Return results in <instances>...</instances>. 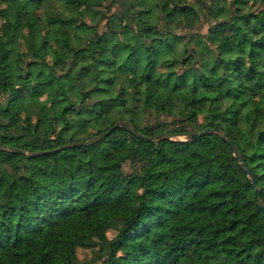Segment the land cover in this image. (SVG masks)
I'll return each instance as SVG.
<instances>
[{"label": "trees", "instance_id": "obj_1", "mask_svg": "<svg viewBox=\"0 0 264 264\" xmlns=\"http://www.w3.org/2000/svg\"><path fill=\"white\" fill-rule=\"evenodd\" d=\"M106 1L0 0V143L53 149L144 112L146 135L222 127L256 185L217 132L140 137L145 179L117 143L0 148V264H81L80 246L99 264H264V0Z\"/></svg>", "mask_w": 264, "mask_h": 264}, {"label": "rangeland", "instance_id": "obj_2", "mask_svg": "<svg viewBox=\"0 0 264 264\" xmlns=\"http://www.w3.org/2000/svg\"><path fill=\"white\" fill-rule=\"evenodd\" d=\"M110 3V0H107L105 2V5L102 6V9L106 10L109 7L107 6ZM152 5L153 2L150 0L146 1V6L147 5ZM108 7V8H107ZM112 9L116 10V6H113ZM43 9H40L39 11L41 12ZM0 23L5 19L4 15H0ZM106 23V19L102 20L101 24L99 25V30H103V25ZM208 25L206 23L203 24V27L201 28L202 31H207ZM140 120L137 122L135 125L134 122L129 119V116L127 115L125 120L132 121L133 124L137 127L142 126L144 124H154L155 116L149 115L147 113H141L140 115ZM115 118L113 115L105 116L103 118V121L99 122V129L104 128L105 126L109 125L111 121ZM165 121L169 120L170 118H163ZM202 120H200L201 122ZM161 127H163L165 124L161 123ZM192 127H195L192 125ZM156 128V127H154ZM187 136H175L174 139H185ZM114 143H117L120 145V149L115 153V159L118 160L125 173L127 174H139L141 175L144 179L145 176L143 175L142 172V164L144 160L151 155L152 149H153V144H149L145 140H142L140 137H137L133 132L129 131L128 129L119 126L116 128L111 134L106 136L104 139L100 140L98 144L91 145V146H86L85 151L90 152V153H97L99 151H104L107 149L109 146L113 145ZM110 236L114 235V231L111 230L108 232ZM78 255L80 259L81 264H99V262H95V251L92 248H87V247H78Z\"/></svg>", "mask_w": 264, "mask_h": 264}, {"label": "water", "instance_id": "obj_3", "mask_svg": "<svg viewBox=\"0 0 264 264\" xmlns=\"http://www.w3.org/2000/svg\"><path fill=\"white\" fill-rule=\"evenodd\" d=\"M119 126H122L126 129H128L129 131H132L135 135H137L139 137H144V138H148V139L174 138L175 136H183V135L193 136L194 134L202 135V134H207V133H211V132L220 133L222 137H224L225 139H227L231 143V145L234 148L235 156L240 160L241 164L246 168V170H247L248 174L250 175L253 183L256 185V179H255L254 173L248 167H246V163L244 162V159H243V156L240 152L238 144L228 136V132L226 130H224L222 127L208 126V127L204 128L200 131L189 132V133L162 131V132L156 133L155 135H146V134L141 133L138 130V128L132 122L125 120V119H120V120L116 121V123L112 127H110L109 129L99 133L98 135L92 137L91 139L80 140V141H71L68 143H64V144H62L56 148H53V149L35 150L32 152H28V151L24 150L23 148L12 146V145H5L2 143H0V148L1 149H9V150L16 151V152H21L27 156H33L36 154L48 153V152L61 150L63 148H67L69 146L95 144V143L99 142L100 140H102L103 138H105L107 135L111 134ZM257 189H259L258 186H257ZM259 204L264 207V202L261 200L260 195H259Z\"/></svg>", "mask_w": 264, "mask_h": 264}]
</instances>
